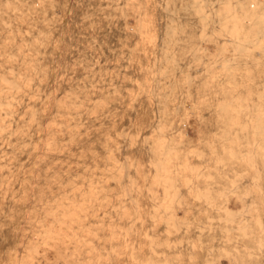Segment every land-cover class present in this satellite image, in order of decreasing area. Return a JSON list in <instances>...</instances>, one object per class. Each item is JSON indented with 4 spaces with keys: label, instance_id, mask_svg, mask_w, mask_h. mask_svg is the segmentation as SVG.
Returning a JSON list of instances; mask_svg holds the SVG:
<instances>
[{
    "label": "rangeland",
    "instance_id": "obj_1",
    "mask_svg": "<svg viewBox=\"0 0 264 264\" xmlns=\"http://www.w3.org/2000/svg\"><path fill=\"white\" fill-rule=\"evenodd\" d=\"M40 1L0 0V154L35 153L0 156V264H264V0Z\"/></svg>",
    "mask_w": 264,
    "mask_h": 264
},
{
    "label": "bare ground",
    "instance_id": "obj_2",
    "mask_svg": "<svg viewBox=\"0 0 264 264\" xmlns=\"http://www.w3.org/2000/svg\"><path fill=\"white\" fill-rule=\"evenodd\" d=\"M23 1H24V0H23ZM42 1H43V0H42ZM42 1H40V3H42ZM247 1H248V0H245L244 2H246V4L249 5V2L247 3ZM250 1L253 2V0H250ZM242 2H243V1H242ZM244 2H243V3H244ZM25 3H26V2H25ZM174 3H175V2H174ZM43 4H44V2H43ZM175 4H176V3H175ZM246 4H245V6H246ZM258 4H260V5L262 6L263 1H262V0H259V1H258ZM39 5H40V4H39ZM45 5H47V4H44V6H45ZM42 6H43V5H42ZM253 6H254V4L251 3V4H250V9H251L252 12L250 11V9H248L249 7H248V8L246 7L249 11H247V12H245V13L251 12V13H250L251 16H252V14H254L255 12L257 13L258 10H252V9H254ZM23 7H24V6H23ZM39 7H40V6H39ZM36 8H37V7H36ZM40 8H41V7H40ZM40 8H39V9H40ZM43 8H44V7H43ZM41 9H42V8H41ZM44 9H45V8H44ZM33 10H34V9H33ZM24 11H25V10H24ZM40 11H41V10H40ZM44 11H45V10H44ZM159 11H160V10H159ZM174 11H175V10H174ZM178 11H179V9H178ZM178 11H177V12H178ZM226 11H227V10H226ZM234 11H235V10H234ZM28 12H29V11H28ZM46 12H47V11H46ZM177 12H176V13H177ZM221 12H222V11H221ZM224 12H225V11H224ZM230 12H231V11H230ZM232 12H233V10H232ZM235 12H236V11H235ZM239 12H240V11H239ZM258 12H259V11H258ZM26 13H27V12H26ZM174 13H175V12H174ZM226 13H227V12H226ZM237 13H238V11H237ZM241 13L244 14V11L241 12ZM27 14H29V13H27ZM219 14H220V13H219ZM221 14H222V13H221ZM250 14H248V15L250 16ZM0 15H1V13H0ZM31 15H32V14H31ZM42 15H44V12H43ZM225 15H226V14H225ZM245 15H246V14H245ZM29 16H30V14H29ZM243 16H244V15H243ZM39 17H40V16H39ZM44 17H45V16H44ZM50 17H52V16H50ZM179 17H180V16H179ZM179 17H178V18L176 17V18L179 19ZM244 17H245V16H244ZM220 18H222V17L220 16ZM253 18H255V17H253ZM253 18H252V19H253ZM41 19H42V18H41ZM41 19H37V20H41ZM46 19H49V18H46ZM180 19H181V18H180ZM216 19H217V18H216ZM51 20H52V18H51ZM248 20H249V19H248ZM42 21H43V19H42L40 22H42ZM44 21H45V19H44ZM180 21H181V20H180ZM251 22H253V21H251ZM45 23H46V22H45ZM125 27H126V26H125ZM76 29H77V27H76ZM92 29H93V32H94L96 28H95V29H94V28H91V31H92ZM79 30H83V28L78 29V32H79ZM76 31H77V30H76ZM84 31H85V30H84ZM84 31H81V32H83L82 34L85 35ZM86 31H87V32H86ZM86 31H85V32L88 33V30H86ZM89 31H90V29H89ZM91 31H90V32H91ZM96 31H98V29H97ZM90 32H89V33H90ZM99 32H100V30H99ZM94 33H95V32H94ZM80 34H81V33H80ZM76 35H77V33H76ZM86 35H87V34H86ZM93 35H94V34H93ZM216 35H217V34H216ZM246 35H247V34H246ZM246 35H245V38H246ZM248 35H249V34H248ZM88 36H92L91 33H90ZM188 36H189V35H188ZM242 36H243V35H242ZM213 37H214V36H213ZM252 37L255 38L254 36H252ZM248 38H249V37H248ZM248 38H247V39H248ZM213 39H214V38H213ZM213 39H212V40H213ZM212 40H211V41H212ZM217 40H218V39H217ZM260 40H261V39H260ZM247 41H248V40H247ZM247 41H246V42H247ZM249 42H250V41H249ZM249 42H248V43H249ZM262 42H263V41H262ZM262 42H261V43H262ZM123 43H124V42H123ZM184 43H185V42H183L182 44H184ZM186 43H187V42H186ZM214 43H215V42H214ZM226 43H227V42H226ZM248 43H247V44H248ZM250 43H251V42H250ZM250 43H249V45H250ZM121 44H122V43H121ZM125 44H126V43H125ZM224 44H225V43H224ZM224 44H223V45H224ZM228 44H231V43H228ZM233 44H235V43H233ZM237 44H238V43H237ZM239 44H241V43H239ZM242 44H245V43L242 42ZM192 45H193V44H192ZM192 45H191V46H192ZM217 45H218V44H217ZM252 45H253V43H252ZM256 45H257V43H256ZM181 46H182V45H181ZM218 46H219V45H218ZM254 46H255V45H254ZM258 46H259V45H258ZM263 46H264V45H263ZM263 46H262V48H264ZM120 47H121V46H120ZM157 48H158V47H157ZM188 48H189V47H188ZM188 48H187V49H188ZM192 48H193V47H192ZM223 48H224V47H222V50H223ZM123 49H124V48H123ZM87 50H88V49H87ZM224 50H225V49H224ZM118 51H119V49H118ZM182 51H183V50H182ZM263 51H264V50H263ZM263 51H262V52H263ZM120 52H121V51H120ZM127 52H128V51H127ZM130 52H132V51H130ZM257 52H258V51H257ZM262 52H261V53H262ZM118 53H119V52H118ZM118 53H117V54H118ZM121 53H122V52H121ZM121 53H120V57H121V55H122ZM240 53H241V52H240ZM87 54H89V53L87 52ZM129 54H130V53H129ZM176 54H177V53H176ZM246 54H248V53H245V55H246ZM256 54H258V53H256ZM263 54H264V53H263ZM243 55H244V54L242 53V56H243ZM251 55H252V54H251ZM254 55H255V54H254ZM240 56H241V55H240ZM257 56H258V55H257ZM120 57H119V59H120ZM243 57H244V56H243ZM246 57H247V56H246ZM250 57H251V56L248 55V58H250ZM24 58H25V57H24ZM31 58H32V57H31ZM33 58H34V57H33ZM37 58H38V57H37ZM251 58L254 59L255 57H254V58L251 57ZM1 59H2V58H1ZM17 59H18V58H17ZM41 59H42V58H41ZM112 59H113V58H112ZM117 59H118V58H117ZM117 59H116V60H117ZM123 59H124V58H123ZM242 59H245V58H242ZM24 60L27 61V58L24 59ZM110 60H111V59H110ZM110 60L108 59V61H110ZM114 60H115V59H114ZM121 60H122V59H121ZM124 60H125V59H124ZM127 60H128V59L126 58V61H127ZM246 60H247V59H246ZM22 61H23V60H22ZM29 61H30V60H29ZM37 61H38V60H37ZM112 61H113V60H112ZM112 61H110V63H111ZM175 61H176V60H175ZM120 62H121V61H120ZM120 62H119V63H120ZM124 62H125V61H124ZM125 63H126V62H125ZM108 64H109V63H107V65H108ZM111 64H112V63H111ZM113 64H115V62H114ZM113 64H112V65H113ZM116 64H118V63H116ZM109 65H110V64H109ZM118 65H119V64H118ZM121 65H122V66H126V65H124V63H121ZM121 65H119V66L121 67L120 69L124 68V67H122ZM173 66H174V65H173ZM173 66H172V67H173ZM175 66H176V65H175ZM14 68H15V67H14ZM184 68H185V66H184ZM124 69H125V68H124ZM17 70H18V69H17ZM39 72H40V71H39ZM27 73H28V72H27ZM36 73H37V72H36ZM24 74H25V72H24ZM24 74H23V76H24ZM30 74H31V73H29L28 75H30ZM26 75H27V74H26ZM26 75H25V76H26ZM12 76H13V75H12ZM30 76L32 77V75H30ZM34 76H35V75H34ZM13 77H14V76H13ZM16 77H17V76H16ZM26 77H27V76H26ZM31 77H30V78H31ZM37 77H38V76H37ZM30 78H29V79H30ZM33 78H35V77H33ZM39 78H40V77H39ZM39 78H38V79H39ZM34 80H35V79H34ZM23 81H24V80H23ZM26 81H28V80L26 79ZM30 81H31V80H30ZM24 82H25V81H24ZM28 82H29V81H28ZM36 82H37V81H36ZM40 82H41V81H40ZM30 83H31V82H30ZM32 83H33V79H32ZM38 83H39V82H38ZM28 84H29V83H28ZM40 84H41V83H40ZM38 86H39V85H38ZM199 86H200V85H199ZM40 88H41V87H40ZM193 88H194V87H193ZM195 88H196V87H195ZM191 90H192V89H191ZM39 93H40V91H39ZM193 93H194V92H193ZM196 93H197V95H198V94H209V93H206V92H200V91H199V92H196ZM194 95H196V94H194ZM194 95H193V96L191 95V98L193 99V100H192L193 103H195V102H196V103H197V102H200V103L203 102V103H205L204 101L207 100V99L205 100L206 97L203 99L204 96H203V97H200L201 95H199L200 98H195V97H197V96H194ZM187 97H188V96H187ZM189 97H190V95H189ZM193 97H194L195 99H194ZM25 99H26V98H25ZM29 99H30V98H29ZM29 99H26V100H29ZM23 100H24V98H23ZM30 100H31V99H30ZM30 100H29V101H30ZM208 100H209V98H208ZM55 101H56V100H55ZM57 101H58V100H57ZM1 102H2V101H1ZM1 102H0V103H1ZM19 102H21V101H19ZM27 102H28V101H27ZM30 102H31V101H30ZM30 102H28V103H30ZM22 103H24V101H23ZM22 103H21V104H22ZM193 103H192V104H193ZM200 103H199V104H200ZM21 104H19V106H21ZM26 104H27V103H26ZM197 104H198V103H197ZM22 105H23V104H22ZM24 105H25V104H24ZM0 106H1V105H0ZM3 107H4V106H3ZM47 107H48V106H47ZM75 107H76V108H79V106H75ZM81 107L84 109L82 119H83V121L85 122V126H84L83 134H84V136H86V139L88 140L89 147H90V141H89L90 136L93 138V145H92V146H96L97 143H98V145L100 146V142H96V141H95V138L98 136V137H99V140L101 141V137H102L101 135H102V131H103V130H102V120H103V114H104V113L102 114V110H103V108H104L105 106L103 107V106H101V105H93V106H87V105H84V106H81ZM4 108H6V107H4ZM4 108H3V109H4ZM7 108L15 109V108H17V107H15V106H14V107H11V106L9 107V106H8ZM18 108L21 109L22 107H18ZM27 108H28V107H27ZM68 108H72V106L70 107V106H65V105H51V106L49 107V109H52V110H61V109H68ZM1 109H2V108H1ZM1 115H3V114H1ZM1 115H0V116H1ZM66 116H69V117H70V116H71V113H68ZM3 117H4V116H3ZM3 117H1V118H3ZM0 120H2V119H0ZM88 120H89V121H88ZM2 121H4V118H3ZM4 122H5V121H4ZM8 125H10V124H8ZM11 127H12V126H11ZM59 127H60V129H61L62 134L64 135V138H63L62 136L60 137L58 134L55 133V136H54V142H55L56 144H61V143H63L64 141H66V139H67V137H68V135H69V130H66L67 128H65L64 125H62V124L60 123V124H59ZM8 128H9V127H8ZM3 130H5L4 127H3V129H2L1 131H3ZM18 131H19V130H18ZM5 132H6V131H5ZM6 133H8V132H6ZM9 134H10V133H9ZM14 134H15V133H14ZM7 135H8V134H7ZM7 135H6V136H7ZM13 136H14V135H13ZM15 136H16V135H15ZM20 138H22V136H21ZM20 138H19V139H20ZM4 139H5V138H4ZM17 140H18V139H17ZM17 140H16V142H17ZM1 141H2V139H1ZM8 141H9V140H7V142H8ZM9 142H10V141H9ZM11 142H12V144H13L12 146H14V142H15V141L13 142V140H12ZM16 142H15V143H16ZM2 143H3V142H2ZM6 144H7V143H6ZM9 144H10V143H9ZM2 145H4V144H2ZM18 145H19V144H18ZM2 147H3V146H2ZM5 147H6V146H5ZM16 147H17V146H16ZM3 148H4V147H3ZM9 148H10V147H9ZM9 148L7 147V150H8ZM11 148H12V147H11ZM11 148H10V149H11ZM14 148H15V147H14ZM14 148H13V149H14ZM0 149H1V148H0ZM3 150H4V149H3ZM3 150H2V151H3ZM18 150H20V149H18ZM2 151H1V152H2ZM7 152H9V151H7ZM33 155H35V153H33V152H30V153H18V152H17V153H12V151H11V154H3V152H2V154H0L1 157H2V156H12V157H14V158H15V159H14V160H15L14 162H16V161L19 162V161H20V158H23V161L21 162V163H23V164H22V166H23V172H29V170L26 169V168H27V167H30V166H33V164H35L34 162L28 161V159H27V158H30V157L33 156ZM47 157H48V156H47ZM17 158H18V160H17ZM85 158H86V159L89 158L87 152H86ZM6 159H7V158H6ZM12 161H13V159H12ZM17 162H16V163H17ZM12 163H13V162H12ZM14 164H15V163H14ZM1 165H2V161L0 160V166H1ZM19 165H20V164H19ZM22 166H21V167H22ZM15 167H16V166H15ZM14 170H15V169H14ZM3 171H4V170H3ZM18 171H19V169H18ZM20 171H21V170H20ZM88 171H89V170H84V172H88ZM50 172H63V170H50ZM98 172H102V170H101V171H98ZM103 172H104V170H103ZM1 173H2V172H1ZM6 174H7V173H6ZM103 211H104V210H103ZM103 211H102V212H103ZM105 211H106V210H105ZM105 211H104V212H105ZM104 212H103L102 214H100V215H104ZM107 212H108V211H107ZM100 213H101V212H100ZM108 213H109V212H108ZM103 218H104V217H100V219H99V217H97V218H83V219H84V220H99V221H101V220H103ZM105 218H106V217H105ZM3 219H4V218H3ZM79 219H80V218H79ZM114 219L117 221V219H119V218H117V217H116V218L114 217L113 219L111 218V221H112V220L115 221ZM9 220H10V219H9ZM105 220H106V221H110V218H106ZM105 220H103V221H105ZM19 221H20V220H19ZM9 222H10V221H9ZM2 226H3V225H2ZM118 230H119V229L117 228V229H116L117 233H118ZM0 247H1V246H0Z\"/></svg>",
    "mask_w": 264,
    "mask_h": 264
}]
</instances>
